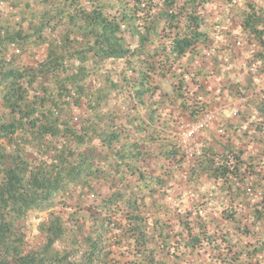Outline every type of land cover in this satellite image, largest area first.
<instances>
[{"label": "trees", "instance_id": "1", "mask_svg": "<svg viewBox=\"0 0 264 264\" xmlns=\"http://www.w3.org/2000/svg\"><path fill=\"white\" fill-rule=\"evenodd\" d=\"M217 1L0 0V264H264V0Z\"/></svg>", "mask_w": 264, "mask_h": 264}, {"label": "rangeland", "instance_id": "2", "mask_svg": "<svg viewBox=\"0 0 264 264\" xmlns=\"http://www.w3.org/2000/svg\"><path fill=\"white\" fill-rule=\"evenodd\" d=\"M244 1L245 0H232V2H230V0L225 1V2L217 1V3H215V5H213L210 8V10H209L210 11V22L209 23L214 25V30L217 29V31H218L216 33L212 32V35H215V34L218 35V33L219 34L221 33V35L215 36L216 37L215 46L222 47V44L225 41L230 40L229 37L226 36L227 32L240 34V30L237 26V18L235 15V11H237V9L242 6ZM237 54H240V56L243 60L245 59V55H247L246 50L244 48L242 50H240V48H239ZM223 62H224V60H223ZM216 94H217V91H215V92L213 91V94H212V96L209 97V99L214 98L216 96ZM220 102L222 103L221 106L224 107V109L226 108L227 111H229L231 108H233L235 106L238 107V105H239L238 102L236 103L235 101H231V100L228 101L226 98H222ZM215 104H217V103L212 104V106H216ZM226 110H224V112ZM182 120H183L182 122H189V120H185L184 118ZM177 131L179 134L178 129H177ZM183 175H185L184 170H183V172L178 174L177 186L184 187L186 185L185 178ZM40 220L41 219H39V218L34 219V221H33L34 229L36 228V225H37V223H39Z\"/></svg>", "mask_w": 264, "mask_h": 264}, {"label": "built area", "instance_id": "3", "mask_svg": "<svg viewBox=\"0 0 264 264\" xmlns=\"http://www.w3.org/2000/svg\"><path fill=\"white\" fill-rule=\"evenodd\" d=\"M237 103V102H236ZM237 106L231 108L232 116L238 113ZM224 107L216 105L210 107L206 114L197 121H189L178 123L179 137L186 152L187 165L190 167L194 162L195 157H198L204 148L205 132L222 135L223 130L220 127V116L223 114ZM239 144V142H238Z\"/></svg>", "mask_w": 264, "mask_h": 264}]
</instances>
